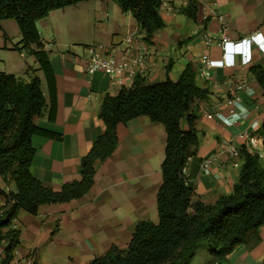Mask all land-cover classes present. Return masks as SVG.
Here are the masks:
<instances>
[{
    "label": "crops",
    "instance_id": "0c3cea01",
    "mask_svg": "<svg viewBox=\"0 0 264 264\" xmlns=\"http://www.w3.org/2000/svg\"><path fill=\"white\" fill-rule=\"evenodd\" d=\"M191 2L198 7L196 20L183 13ZM161 16L165 27L151 43L145 42L135 19L114 0H89L38 21L55 78L53 123L48 121L51 99L43 71L34 56L16 50L22 39L17 23H0V72L26 83L40 80L46 109L35 124L61 136L59 141L40 136L32 139L36 149L32 172L46 186L59 192L64 184L80 179L81 160L103 133L99 118L103 99L122 89L102 72L86 73L84 61L94 46L118 47L126 56L145 50L146 60L138 76L148 85L176 82L189 65L196 71L197 85L208 95L191 109L199 143L191 149L196 155L188 164L186 179L194 190V202L214 204L230 195L238 183L242 161L229 156L224 141L241 149L248 143L244 135L253 136L264 155V90L250 72L253 67H264V53L251 46V61L243 65L242 55L230 51L233 67L213 68L208 77L200 76L205 57L223 60L222 37L234 46L253 35L264 39V0H162ZM130 35L140 38L138 47L128 48L124 43ZM209 39L215 42L208 45ZM230 100H234L231 106L227 104ZM182 128L188 130L186 120ZM117 133L118 147L109 160L96 165L89 194L67 204L42 206L36 216L18 214L12 226L20 232L13 264H91L113 246L127 248L140 222L158 223L165 128L139 117L119 125ZM208 158L214 164L205 175L200 166ZM259 163L264 169V157ZM0 191L17 193L15 184L2 177ZM5 207L6 200L0 195V214ZM211 264H264V226L248 235L242 249L222 260L213 256Z\"/></svg>",
    "mask_w": 264,
    "mask_h": 264
},
{
    "label": "trees",
    "instance_id": "16d2710c",
    "mask_svg": "<svg viewBox=\"0 0 264 264\" xmlns=\"http://www.w3.org/2000/svg\"><path fill=\"white\" fill-rule=\"evenodd\" d=\"M89 0H0V23L14 20L21 33L16 50L34 56L43 71L49 88L51 107L48 121L56 117L55 78L44 50L36 23L56 10H63ZM124 13L137 22L144 40L151 43L165 27L161 16L162 0H114ZM197 4L191 2L183 13L196 20ZM264 90V67L250 70ZM196 71L189 65L178 81L166 80L148 85L138 76L131 89L122 88L116 96H105L99 118L103 133L81 160L79 180L66 183L59 192L46 186L32 172L36 149L32 139L40 136L61 140V136L40 129L37 118L46 109L41 82L33 78L26 83L13 75L0 72V177L13 182L16 194L0 195L6 207L0 219L1 264H13L19 246L20 232L13 229L23 211L36 216L42 206L67 204L84 198L94 186L96 165L110 159L118 147L119 125L139 117H148L166 131L165 158L162 164V185L157 195L158 223L140 222L125 249L116 246L91 264H188L202 242H207L212 255L222 260L243 246L248 235L264 226V169L259 158L241 148L240 175L233 192L214 204L194 202V190L182 169L196 153L198 132L193 104L207 98L208 92L196 82ZM187 121L188 130L182 128ZM261 136L264 139V123Z\"/></svg>",
    "mask_w": 264,
    "mask_h": 264
},
{
    "label": "built area",
    "instance_id": "2783aa9c",
    "mask_svg": "<svg viewBox=\"0 0 264 264\" xmlns=\"http://www.w3.org/2000/svg\"><path fill=\"white\" fill-rule=\"evenodd\" d=\"M261 35H253L250 39H245L241 43L234 46L233 43H230L229 40L225 37H222L221 43L224 51L222 61H213L205 57L203 59V71L200 72V76L208 77L209 72L213 68H222V67H233L234 55L228 54L232 51L239 55H242V64L247 65L251 61V46H256L261 52L264 53V39L260 38ZM215 42L214 39H209L207 41L208 45H211ZM124 43L128 48L133 46L138 47L140 44V38L137 35H130L125 38ZM244 45L242 48L241 45ZM90 56L85 59L84 66L85 71L88 75H94L96 72H102L104 75L109 77L122 88L131 89L134 85L135 79L138 77V74L142 72L145 60L146 52L145 50L142 53H137L136 55H122L118 47H104V46H94L90 49ZM127 53V51H126ZM242 87H239L238 90H241ZM234 100L227 102L229 106L233 104ZM206 117L210 115L206 112H203ZM219 116V113L215 114ZM245 137L248 139V143L245 148L251 153L256 155L259 159L264 157L263 153L258 149V140L253 136L245 134ZM242 138V136H241ZM224 147L226 152L230 157L234 159L241 160V149L237 148L232 142L224 141ZM191 158L187 160L186 165L182 169V175L186 177L187 167L190 163ZM214 164L213 158L205 159L200 166V170L203 174L207 175L211 172L212 166ZM237 167V164L235 165ZM3 256V249L0 247V259ZM31 264V263H28Z\"/></svg>",
    "mask_w": 264,
    "mask_h": 264
},
{
    "label": "rangeland",
    "instance_id": "374dc122",
    "mask_svg": "<svg viewBox=\"0 0 264 264\" xmlns=\"http://www.w3.org/2000/svg\"><path fill=\"white\" fill-rule=\"evenodd\" d=\"M212 257L208 243L202 242L196 249L194 256L189 260L188 264H211Z\"/></svg>",
    "mask_w": 264,
    "mask_h": 264
},
{
    "label": "water",
    "instance_id": "95a60500",
    "mask_svg": "<svg viewBox=\"0 0 264 264\" xmlns=\"http://www.w3.org/2000/svg\"><path fill=\"white\" fill-rule=\"evenodd\" d=\"M6 223V219H0V225ZM243 246L238 247L237 249H242Z\"/></svg>",
    "mask_w": 264,
    "mask_h": 264
}]
</instances>
